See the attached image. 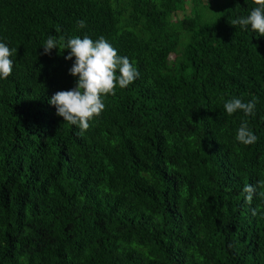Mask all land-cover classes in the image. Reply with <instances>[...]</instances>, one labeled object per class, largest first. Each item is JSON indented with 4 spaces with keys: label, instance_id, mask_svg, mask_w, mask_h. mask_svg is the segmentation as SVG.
Returning a JSON list of instances; mask_svg holds the SVG:
<instances>
[{
    "label": "trees",
    "instance_id": "obj_1",
    "mask_svg": "<svg viewBox=\"0 0 264 264\" xmlns=\"http://www.w3.org/2000/svg\"><path fill=\"white\" fill-rule=\"evenodd\" d=\"M256 6L0 0V264H264V188L243 192L264 181V36L232 25ZM49 35L104 36L140 73L83 133L49 103L78 80Z\"/></svg>",
    "mask_w": 264,
    "mask_h": 264
},
{
    "label": "clouds",
    "instance_id": "obj_2",
    "mask_svg": "<svg viewBox=\"0 0 264 264\" xmlns=\"http://www.w3.org/2000/svg\"><path fill=\"white\" fill-rule=\"evenodd\" d=\"M257 5L246 17H238L232 25H239L241 29L251 26V29L260 36H264V0H254ZM78 28L86 27L84 20L77 21ZM44 53L50 54L52 49L63 47L70 49L66 60L75 57L69 74L78 77L76 86L70 90L56 92L49 100L57 109V115L63 117L64 122L79 127L81 133L89 129V121L99 117L105 109L103 97L115 95L117 86L123 89L134 82L140 75L138 69L126 56L118 55L117 49L104 37L100 36L93 41L85 35L71 36L66 42L58 40L56 36L49 35L43 44ZM16 49H10L4 42H0V78L6 79L12 74L13 60L10 57ZM117 70L119 75H117ZM258 100L244 102L239 97H233L224 103L223 107L228 115L241 111L245 116L254 113ZM236 140L244 145L255 144L258 137L249 128L247 121H242L237 129ZM257 187L264 188V181L258 185L246 184L243 188L245 201L251 203ZM264 197V191L258 193ZM253 215L256 209H253Z\"/></svg>",
    "mask_w": 264,
    "mask_h": 264
},
{
    "label": "rangeland",
    "instance_id": "obj_3",
    "mask_svg": "<svg viewBox=\"0 0 264 264\" xmlns=\"http://www.w3.org/2000/svg\"><path fill=\"white\" fill-rule=\"evenodd\" d=\"M214 1H217V0H214Z\"/></svg>",
    "mask_w": 264,
    "mask_h": 264
}]
</instances>
